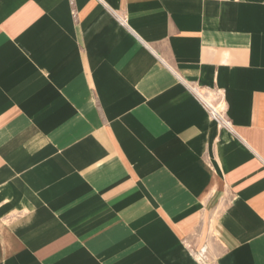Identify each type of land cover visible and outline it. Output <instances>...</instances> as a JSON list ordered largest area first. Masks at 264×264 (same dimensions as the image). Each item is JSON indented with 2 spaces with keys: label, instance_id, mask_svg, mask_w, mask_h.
<instances>
[{
  "label": "crops",
  "instance_id": "obj_1",
  "mask_svg": "<svg viewBox=\"0 0 264 264\" xmlns=\"http://www.w3.org/2000/svg\"><path fill=\"white\" fill-rule=\"evenodd\" d=\"M0 264H264V0H0Z\"/></svg>",
  "mask_w": 264,
  "mask_h": 264
},
{
  "label": "built area",
  "instance_id": "obj_2",
  "mask_svg": "<svg viewBox=\"0 0 264 264\" xmlns=\"http://www.w3.org/2000/svg\"><path fill=\"white\" fill-rule=\"evenodd\" d=\"M211 114L215 117L218 122L226 123L224 116L220 113L217 107L209 108Z\"/></svg>",
  "mask_w": 264,
  "mask_h": 264
},
{
  "label": "bare ground",
  "instance_id": "obj_3",
  "mask_svg": "<svg viewBox=\"0 0 264 264\" xmlns=\"http://www.w3.org/2000/svg\"><path fill=\"white\" fill-rule=\"evenodd\" d=\"M208 107L209 108H212V107H215V106H213V105H211V104H208ZM228 124V123H227Z\"/></svg>",
  "mask_w": 264,
  "mask_h": 264
}]
</instances>
